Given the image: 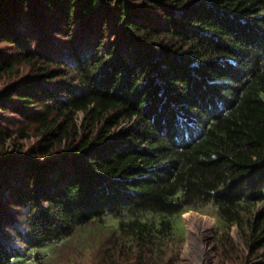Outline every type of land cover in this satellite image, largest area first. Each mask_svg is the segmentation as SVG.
<instances>
[{
  "label": "trees",
  "instance_id": "16d2710c",
  "mask_svg": "<svg viewBox=\"0 0 264 264\" xmlns=\"http://www.w3.org/2000/svg\"><path fill=\"white\" fill-rule=\"evenodd\" d=\"M6 78L0 264L109 219L145 260L211 206L264 264V0H0Z\"/></svg>",
  "mask_w": 264,
  "mask_h": 264
},
{
  "label": "rangeland",
  "instance_id": "374dc122",
  "mask_svg": "<svg viewBox=\"0 0 264 264\" xmlns=\"http://www.w3.org/2000/svg\"><path fill=\"white\" fill-rule=\"evenodd\" d=\"M9 79L0 82V89ZM172 220L173 239L160 254L146 252L145 260L144 251L115 243V223L109 219L106 226L93 223L77 229L69 239L48 252L43 264H142L139 260L146 264H230L223 256V238L230 234L243 247L238 227H222L213 206L188 210ZM26 262L40 264L32 256Z\"/></svg>",
  "mask_w": 264,
  "mask_h": 264
},
{
  "label": "bare ground",
  "instance_id": "6f19581e",
  "mask_svg": "<svg viewBox=\"0 0 264 264\" xmlns=\"http://www.w3.org/2000/svg\"><path fill=\"white\" fill-rule=\"evenodd\" d=\"M188 216V215H187ZM192 218H194V216L192 217ZM198 219V218H197ZM195 220V219H194ZM190 221V220H189ZM197 222H199V221H197ZM201 222V221H200ZM190 223V222H189ZM195 223V222H194ZM199 224V223H198ZM194 226H195V224H194ZM194 226H192V227H194ZM197 230V229H196ZM194 231V230H193ZM197 233H195V235H196Z\"/></svg>",
  "mask_w": 264,
  "mask_h": 264
}]
</instances>
